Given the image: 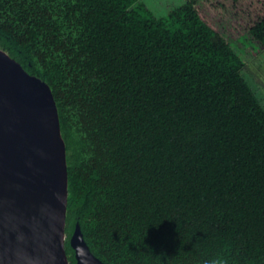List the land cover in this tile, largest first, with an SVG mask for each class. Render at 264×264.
<instances>
[{"label": "trees", "instance_id": "16d2710c", "mask_svg": "<svg viewBox=\"0 0 264 264\" xmlns=\"http://www.w3.org/2000/svg\"><path fill=\"white\" fill-rule=\"evenodd\" d=\"M0 48L49 85L79 224L105 264H264V0H0Z\"/></svg>", "mask_w": 264, "mask_h": 264}, {"label": "water", "instance_id": "95a60500", "mask_svg": "<svg viewBox=\"0 0 264 264\" xmlns=\"http://www.w3.org/2000/svg\"><path fill=\"white\" fill-rule=\"evenodd\" d=\"M68 165L51 88L0 48V264H70ZM77 264H105L79 224Z\"/></svg>", "mask_w": 264, "mask_h": 264}, {"label": "rangeland", "instance_id": "374dc122", "mask_svg": "<svg viewBox=\"0 0 264 264\" xmlns=\"http://www.w3.org/2000/svg\"><path fill=\"white\" fill-rule=\"evenodd\" d=\"M187 0H146L147 5L155 11L156 14L163 16L167 11ZM253 57L244 56L246 67L244 74L255 88L257 94L261 97L264 104V50H258L251 54Z\"/></svg>", "mask_w": 264, "mask_h": 264}]
</instances>
